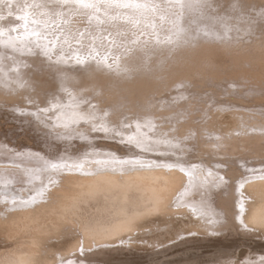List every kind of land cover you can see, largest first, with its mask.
I'll list each match as a JSON object with an SVG mask.
<instances>
[{
  "label": "bare ground",
  "instance_id": "1",
  "mask_svg": "<svg viewBox=\"0 0 264 264\" xmlns=\"http://www.w3.org/2000/svg\"><path fill=\"white\" fill-rule=\"evenodd\" d=\"M69 7L72 8L69 9ZM65 8L68 9L65 10ZM40 12L54 25V29L42 32L35 23H21L22 16L38 18L37 13ZM57 15L60 18L62 16L66 18L59 21L60 18ZM82 16L89 22L90 26H88L91 29L87 28V30L84 27L81 30H91L90 36L93 35L95 38L92 37L94 40L90 42L92 38L89 37V41L85 40V34L84 41L76 38L80 40L79 46H76L72 44L71 39L69 42L68 39L72 38L68 37L70 35L69 28L66 27L67 25L64 26L65 24L62 25V22L72 23V18L78 17L79 20ZM82 20L84 19L82 18ZM58 22L61 26L58 25ZM76 23L80 25L78 22ZM70 26L74 28L75 25ZM77 27L81 28V26ZM75 31L77 33L80 29L78 31L75 29ZM61 32L64 36L59 37ZM149 33L157 34L156 39L150 38ZM170 41H174L173 44L176 43L175 47H172L173 49L170 45L171 50L168 48L166 52H163L164 48L162 51H160L162 48L156 49L165 47ZM0 45L5 46L4 49L0 48L3 52L5 51L4 55L0 52V101L8 105L9 109L3 111H7L8 114L9 112L18 114L21 112L19 115L22 116V121L26 123V126H37L42 134L59 137L64 141L71 142L74 146L76 145L78 149L87 144L88 149L95 148L93 151H111L118 156L119 154L125 155L126 153H123L125 150L136 154L137 152L133 150L134 146L140 147L144 144L157 152L153 155L148 154L150 157L144 161V165L133 166L129 172L131 174L112 173L96 177L87 175L90 174L87 166L76 163L73 158L68 157L70 154L64 155V161L61 163L59 161V164L64 163V165L57 169L64 172L75 170L83 174L81 177H76L79 179L77 185L70 189H64V192L69 194L68 196L57 197L58 202L55 204L56 198L47 204L42 200L43 197L38 201V197L35 196L36 191L39 190L40 185L44 186L47 181H50L47 180L46 175H42L43 179L37 180L38 178L35 177V180H32L37 182L33 186L35 190L30 195V202L6 206L9 211L7 216L10 219L0 220V227L9 223L6 226L10 239H16L15 237L26 234L24 238L28 236L30 237L29 241H32L31 243L25 241L24 246V243L20 241L22 244L19 245V248L27 246L25 247L27 249L23 252V249H17L23 253L21 255L12 252L14 254L9 257V264H67L64 262L67 259L66 256H60V260H54V262L52 260L50 263L47 259L41 258L40 251H44V249L41 250V241L45 235L43 231H46L43 226L50 223L49 219L58 209H64V213L69 215L71 213L70 216H72L75 211L74 203L79 197L93 198L101 190L106 193L112 192V190L117 191L115 194L111 193L113 194L111 199L117 203V210H115L119 215L116 219L118 221L115 224L113 222L109 227L107 224L106 227L98 224L86 226L83 231L85 240H82L83 244L81 243L83 249L98 244L110 245L123 241L124 238H119V235L126 231L134 233V230L141 229L139 226L141 224H136L135 220L131 221L133 219L131 215L135 214L138 207L141 208L138 209L139 212L143 210L142 212L148 216L168 210L175 214L186 215L189 218V223L186 228L182 229V233L186 234L185 240L180 242L183 244L189 241L207 244L219 243L220 241L217 239L200 238L194 235L190 239L187 235L190 233L216 234L226 230L227 227L224 226V223L231 218V208L236 211L235 218L241 220L250 229L253 226L264 227V199L251 202L254 196L261 197L264 194V142H262L264 141V121L248 120L250 118L241 113V115L238 114L236 126L222 127L221 122L218 124L211 121L202 123L198 116L193 119L201 122L196 127L198 134L194 136V132L197 130L188 131L189 136L193 135L194 141L190 146H187L183 145V142L178 138L170 136L168 127L164 130L163 126L154 121V114H152L157 111L160 118L159 111L168 108L167 112H172V115H165L167 122L173 124L180 122L185 128H191L190 121L179 119L178 114H185L188 111V114L193 116L194 113L189 107L171 110L172 99L166 95L167 92L176 91L175 99L180 100L181 97L190 96L193 91L204 88L206 81L197 82L193 86V90H188V88L174 90V88L183 87L188 83L192 84L196 78H187L201 75L208 66L217 67L222 59L221 55L224 57V54H227V58L229 57L231 61L238 55L240 59L248 56L253 57V60L254 58L255 60L264 58V0H0ZM23 47H25L24 52L20 53L18 49H23ZM15 49L17 50L14 51ZM253 49L254 51H252ZM176 50L179 52L177 53ZM152 57L158 59L159 66L157 63L152 64L150 72H146V69L140 72L139 67L136 69L139 64L136 61L147 62ZM237 64L235 63V65ZM67 65L80 67L78 69L84 68V72L77 71L76 73L72 68L67 70L65 68ZM127 65L131 70L126 76L122 74V71L117 73L118 66L122 68ZM57 74L70 75L72 78L69 79H76L80 83L79 91L85 92L82 96L84 101L87 100L85 103H83L84 101L82 104L80 103L82 107L72 108L69 106L73 102L70 100L73 99V95L72 97L70 95V99H68L66 93L77 90L72 82L61 80L53 86V80ZM88 75L95 78L92 81L87 80ZM246 86H248L249 94L253 93L252 95H254L260 91L250 85ZM228 90L230 89L228 88ZM79 91L78 93H80ZM235 92L234 90V95ZM237 92L236 95L239 94V91ZM226 93L225 96L229 98L230 95L227 96L229 93L227 91ZM230 99L229 103L231 104L230 101L233 100ZM182 104L180 103V107ZM238 104L243 105V103ZM17 106L21 108L17 109ZM31 109H33L32 114L25 112V110L30 111ZM110 113L114 114L109 115ZM139 114L146 116H139ZM125 119H129L131 122L126 124L124 123ZM155 124L158 125L157 131H155ZM209 124L211 126L207 128ZM42 125H45L46 128L44 129ZM254 126H256L255 129ZM96 129L108 131V134L98 133ZM163 130L164 136L160 138ZM202 135H206L208 139ZM103 136L117 137L122 142L129 139L125 144L117 142L118 145L96 141V138H103ZM68 137L87 139L91 143L69 141L66 140ZM235 139L238 144L233 143ZM8 142L4 146H11ZM20 153L22 151H19V156ZM247 153L249 155H246ZM186 154L189 155L188 158L184 156ZM155 155L160 156L161 159H157ZM22 158L26 159L24 156ZM49 161L40 158L34 164L20 163L25 165L23 167L25 170H31V168H38L40 164ZM23 168L16 169L19 177L16 179L17 181L23 178L21 177ZM48 169L46 172L49 171ZM11 170L3 171L9 174L15 173V170ZM42 170L40 172H43ZM104 178H109V180L102 182ZM85 180L102 184L101 189L98 190V187L95 190L82 188ZM20 188L22 192L30 193L31 187L28 185L27 187L20 186ZM133 189L140 192L136 191L137 195H135L138 198L135 201L128 196L129 191H133ZM181 190L182 192H180ZM9 194L18 195L12 191ZM173 200L176 202L171 204ZM168 204L171 207L166 208ZM129 208L133 209V212ZM3 210V207L0 208V211ZM128 218L131 220L128 221ZM126 219L127 222L124 221ZM51 221L53 220L51 219ZM236 223L235 225H237ZM255 229L244 233L249 237L263 235V232H253ZM111 235L113 237L116 235L119 239L110 242L107 236ZM33 236H35V240H33ZM21 237L23 238V236ZM224 237L226 238V235ZM149 239L151 240V238ZM149 239L134 237V240H131L144 247L147 245L158 246L169 242L165 238L158 241ZM174 239L173 237L172 240ZM89 240L94 243H88ZM131 240L127 238L128 242L124 244L129 243L130 245ZM235 244L237 241L225 243L221 247L231 248ZM78 246L76 249L79 248ZM118 248L122 249L119 246ZM164 252L166 251L150 256L164 255ZM214 252L229 256L227 260L233 258L232 251L225 248L215 249ZM199 253H202V250L200 252L199 249L197 254ZM140 257H144V255ZM200 261L203 260L200 259Z\"/></svg>",
  "mask_w": 264,
  "mask_h": 264
},
{
  "label": "rangeland",
  "instance_id": "2",
  "mask_svg": "<svg viewBox=\"0 0 264 264\" xmlns=\"http://www.w3.org/2000/svg\"><path fill=\"white\" fill-rule=\"evenodd\" d=\"M71 8L72 7H69V9H71ZM66 9H68V8H65V10ZM37 14L39 15V16H37L38 18L30 17V16H22L20 19L21 23H23V24L35 23L38 27H40V30L42 32L45 30L49 31L51 28L54 29V25L49 22L48 18L46 19V16H44L41 12L37 13ZM58 17L60 18V16H58ZM63 18H64V16H62L59 19V21ZM80 18H79V20H78V17L72 18L73 22L72 23L69 22L70 24L68 22L66 23L65 21L62 22V25L65 24L64 26L67 25L66 27L69 28V34L70 35H68V37L69 36L72 37V38H69V39L67 38V39L69 40V42L71 39L72 44H75L76 46H79L78 44H80L79 43L80 40L84 41L83 38H84L85 34H86L85 40L87 39L89 41L92 37H94L93 35L90 36L91 32H92L91 30L87 31L90 28L89 22L86 21L83 16H82V18L84 20H82V18H81V21H80ZM69 21H71V19H69ZM74 21L78 22V24H80V25H77V23ZM84 21H85V23H84ZM58 25L61 26L60 22H58ZM70 25H75V26H73L74 28H72ZM77 26H81V28L80 27L78 28ZM84 27H86L85 29L88 28L86 30L87 32L84 31L85 29L81 30ZM71 29H73V30H71ZM75 29L77 31H78V29H80V31L76 33V31L74 32ZM61 33L59 34L60 35L59 37H61V35H63V33L62 34ZM148 35H151V34L149 33ZM156 35L157 34L152 33L150 38L153 37L152 39H154V38L156 39ZM89 37H90V39H89ZM74 38H75V40H73ZM76 38H78L80 40H78ZM92 40H94V39L92 38L90 40V42ZM172 42L174 43V41H172ZM172 42L170 41L167 45H165V47H159V48L157 47L156 49L159 50L160 48H162V49H160V51H162L164 48L163 52L164 51L166 52L168 50V48L171 50V48L172 47L174 48L175 47L174 45L176 44V43L173 44ZM169 45L171 48L169 47ZM0 48L4 49L5 46L2 47V45H0ZM24 49H25V47H23V49H18V50L20 51V53H22V52H24ZM16 50L17 49H15L14 51H16ZM252 51H254V49ZM0 52L2 55H4V53H5V51L3 52V50H0ZM176 52L178 53L179 51L176 50ZM154 57H156V56H154ZM154 57L150 58L149 61H147V62L136 61L137 63H139V64H137L138 66L136 67V69H138V67H139L140 72L142 70H145V69H146V72L152 71L151 65L157 63V61H158V59H155ZM221 57H222V59L220 60V63L218 64L217 67L208 66L207 69L201 75H197V76L192 77V78H187V79L196 78L192 82V84L188 83V84L184 85L183 87L174 88V90H178V89L180 90L181 88H188V90H193V86L197 82L199 83V82L206 81L208 84L205 83L206 85L204 86V88H201V90H198L195 92L193 91V93L190 94V96L189 95L183 96V97H181L182 99L180 98V100L175 99L177 97L176 91H169L166 93V95L170 96V98L172 99L171 100V104H172L171 110H180V108L189 107L190 110L192 111V113H194L193 116H190L188 114V111H186L185 114H180V113L178 114L179 119L182 118L184 121H187V120L190 121L191 128H185L180 122L174 123V124L171 122H167L165 120V115H172V112H170V113L167 112L168 108L165 110L159 111V114L161 116L160 118L157 115V111L152 113V114H154V116H153L154 121L159 123L161 126H163L164 130H166L168 127V134L172 137L178 138L179 141L183 142V145L190 146L191 142L194 141L193 135L189 136L188 131L191 130L194 132L195 130H197V128H196L197 124H199L201 122L200 121H194L193 119L198 118V116L202 120V123L207 122V121H211L212 123L218 124L221 122L220 125L222 124V127L236 126L238 124V116H239L238 114L241 115V113L243 114V116L250 118L248 120H262V121H264V58H262V60L261 59L259 60V58H256V60H255V58H254V60H253V57L248 56L245 58L242 57L240 59L239 55H238L235 57V59H233V61H231V59H229V57L227 58V54H224V57H226L225 59H224L223 55H221ZM249 57H250V59H248ZM236 59L237 60L239 59V61L237 62ZM149 62H150V64H149ZM42 63L44 64V62H42ZM144 63L145 64L147 63L149 66L145 65ZM235 63L236 64L238 63V64L235 65ZM232 64H233V66H232ZM157 65H158V63H157ZM65 68L67 70H69V68L70 69L72 68L76 73H77V71H81V72L83 71L84 72V70H83L84 68L78 69V68H80L78 66L74 67L71 65H67V67H65ZM245 69H247V70H245ZM129 70H131V69L128 68V65L126 67H122V68H121V66H118L117 73L122 71L123 72L122 74H124V76H126V74L129 73ZM48 71H49V69L47 70V72ZM124 71H126V72H124ZM58 75L59 74H57L53 80L54 81L53 86L61 80H65V81H68L70 83L72 82L75 85V88L77 90H73L72 92L70 91V93H66V96L68 97V99H70V95H71V97L73 95V99H70L71 102L72 101L73 102H72V104L70 103L69 106H71L72 108L82 107L80 105V103L82 104V102L85 100L84 97L82 96V95H84L85 92L79 91L80 90L79 89L80 83L78 81H76V79H73L74 81L72 79H69V78H72L70 75L69 76L68 75L67 76L66 75H64V76L59 75L58 76ZM71 75H73V74H71ZM94 78H93V76L90 77V75H88L87 80L92 81V79H94ZM242 79H243V81H242ZM221 81L223 82V84ZM246 85H250L253 88H258L260 91L255 93L254 95H252L253 93L249 94L250 92L247 88L248 86H246ZM228 86H230V87H228ZM228 88L231 90V93H230V90H228ZM232 89H233V94H232ZM53 90H54V87H53ZM99 90H102V89H99ZM206 90H209V91L207 92ZM234 90L236 91L235 95H234ZM78 91L80 93H78ZM226 91L229 93L227 96L230 95L229 98H227L225 96L227 94ZM237 91H239L238 95H236V93H238ZM242 91H244V92L242 93ZM79 94L81 95L80 96L81 98L79 97ZM205 96H207V97H205ZM237 96L239 98L242 96H244V97L239 99ZM85 97H87V96H85ZM231 97H233V98H231ZM184 98H185V100H184ZM230 98L233 100V101H230L231 104L229 103ZM75 99H76V101H75ZM221 99L223 100V102H221L222 101ZM209 100H210V102H209ZM85 102H87V100L84 101L83 103H85ZM67 103L69 104V101H67ZM180 103H183L181 107H180ZM238 103H243V105L238 104ZM75 104H78V105H75ZM16 108L19 109L21 107L17 106ZM219 108H220V110H219ZM221 108H222V110H221ZM3 110H9L8 105H5V104L1 103V101H0V146L2 147L0 149V208L3 207V209H4L3 211H0V220L1 221L10 219L7 216L9 211L6 208V206H8L10 204L12 205L14 203H18L19 205H21L22 203L30 202V195L35 190V189H33V186L37 182V181L36 182L32 181V180H35V177H36V179L38 178L37 180H40V179H43V177H44L42 175H46L47 180H50V181H47L44 186L40 185V187H39L40 191L39 190L36 191L35 196L38 197L37 198L38 201H39V198L43 197L44 199H42V200L44 201L45 204H47L53 198H56V200L54 201V204H55L58 202L57 197L62 196V195H64V196L69 195L66 192H64V189H66V188L70 189L72 186L77 185L79 179L76 177H81V176H83V174H81L75 170H70V171L64 172L62 170L57 169L59 166L62 167L64 165V163L59 164V161H60V163H61V161H64V159H65L64 155L70 154V156H68V157L73 158V160L76 163L83 164L85 167L87 166V169L90 173L87 175L92 176V177H94V176L96 177V176H101L104 174H112V173H115V174H118V173L131 174L129 172H131V169L133 168V166L138 167L140 165H144L145 164L144 161L148 160L147 158L150 157V155H148V154L153 155V154L157 153L155 150L149 149L150 146L144 145V144L141 145L140 147L134 146L133 150L135 152H137L136 154L133 152H127V150H125V152L123 151V153H126L125 155L119 154L118 156H117V154H115L111 151H93V149H95V148L91 147L90 149H88L89 146L87 144L85 146L86 148L81 147V149H78L76 147V145L74 146L71 142L64 141L61 138L55 137L51 134H42L41 130H39L37 126H34V127L32 125L26 126V123L22 121V116L19 115L21 112H19V114L17 112H12V113L9 112V114H8L7 111H3ZM25 112L32 114L33 109H31L30 111L25 110ZM113 114L114 113H110L109 115H113ZM141 115L144 117L146 116L144 114H139V116H141ZM225 116L226 117L228 116V117L226 118ZM224 118H225V120H227V119H229V120L225 121ZM114 119H115V117H114ZM214 120H215V122H214ZM130 122L131 121L129 119H125V121H124V123H126V124H129ZM229 123L232 126H230ZM254 125L257 126V124H254ZM42 126L44 127V129L46 128L45 125H42ZM210 126H211V124H209L207 126V128H209ZM256 126H254V129L256 128ZM126 127H128V126L126 125ZM157 128H158V125L155 124V131H157ZM96 130H97L96 132H98V133H102L104 135L108 134V131H105L103 129H100V130L96 129ZM164 130L162 131V135L160 138H163ZM185 131H186V133H185ZM196 134H198V130L194 132V136ZM109 135H112V134H109ZM115 135L117 136V134H115ZM202 136H204L206 139H208V137L206 135H202ZM197 137H198V135H197ZM66 140L75 141L77 143H86V142L91 143L87 139L81 140V139H76L74 137H68V138H66ZM127 140L122 142L117 137H109V136H103V138H96L97 142L117 144V145L120 142L125 144V142L127 143ZM6 142L11 144V146H4ZM237 142H238L237 139H235L233 141L234 144H238ZM262 142H264V141H262ZM15 145H16V147H15ZM66 148H68V149H66ZM19 151H22V153H20L21 154L20 156H19ZM139 151H141V152H139ZM246 155H249V153H247ZM23 156L26 157V159H23L22 158ZM155 156L157 159H161L160 156H158V155H155ZM184 156L188 158L189 155L186 154ZM40 158L47 159L50 161L40 164V166L38 168L36 167L35 169L31 168V170L30 169L25 170L23 168V167H25V165L23 163L34 164ZM20 162H23V163H20ZM17 166H18V168H17ZM21 167L23 168L22 174H21V177H23V178L20 179V181H17L16 179L19 178L17 170H21V169H19ZM55 168H56V171H54ZM238 168L242 169L240 167H238ZM11 169L15 170V173L14 172H13V174L6 173ZM39 169L42 170L44 173L40 172ZM46 169H48L49 171H50V169H52L53 171L51 170L50 171L51 173L49 171H47L48 172L47 173ZM3 170H5L6 172ZM23 172H24V174H23ZM28 177H30V178L28 179ZM25 178H26V180H25ZM108 180H109V178H104L102 182H107ZM22 181L26 182L27 184H24ZM121 181H122V179H121ZM12 184H14V185H12ZM27 185L29 187H31V189H29L30 193H28V191L22 192L20 186H24V187L26 186L27 187ZM80 186H81V184H80ZM101 186H102V184L100 185V183L88 181V180H85L84 183L82 184V188L84 187V188H87L89 190H91V189L95 190L96 187H98V190H100ZM25 190H28V189H25ZM10 191L17 193L18 195L9 194ZM136 191H137V193H140L138 190H135V189H133V191H131V190L129 191L130 195L128 193L129 198H131L132 200L134 199L133 201L137 200V198H138V197L136 198V195H137ZM116 192H117L116 190H114V191L112 190V192L109 191L108 193H110V194H108V193H106V191L101 190V192L98 193L99 195L97 194L96 196H93V198L92 197H82V198L79 197V199L74 203L75 204V211L73 212L74 215L72 213V216H70L71 213H70V215L68 213H64V209L56 210V212L52 216V218L49 219L50 223L49 224L47 223L45 225V227L43 226V228H45L46 231L45 232L43 231V233H45V235L41 241V250L44 249V251H40L42 253L41 254L42 256L40 255L41 258H43L45 260L47 259L49 261L48 263H50V261H52V260H53V262H54V260H60V256H66L67 259H65L64 262H67V264H264V227L261 226L258 228V227L253 226L250 229L249 227L244 225V223L241 222V220H238L237 218H235L236 217V215H235L236 211L233 210V208L230 209L231 210L230 220H228V222L224 223V226L227 227V229L220 232L221 234L216 233L217 234L216 235V234L209 233V234L198 235V233H190L189 235H187V237H190V239H192L193 235L198 236L200 238L215 239V240L217 239L220 242L216 243V244L215 243L207 244V243H203V242H199V241H192V242L189 241L188 243L186 242L185 244L180 243L183 240H185V238H186V234L182 233V229L186 228L187 223H189V218L186 215L175 214L171 210H168V211H160L161 213L158 212V214L155 213V214L148 216V214H144V212H142L143 210L139 212L138 209H141V208L138 207V209L135 208L136 210H135L134 215H136V216H134L132 214L131 218L133 217V219L131 220V218H128V221L131 220L133 222L135 220L136 224H138V225L141 224V225H139L141 227V229H137L139 231L134 230V233H131V231L130 232L126 231L123 233L124 236H123V234L119 235V238H122V237L124 238L123 241L121 240L122 244H120L121 241H118V242H116L114 244H110V245L105 244L106 246L98 244L97 246L90 247L88 249H86V247H84V249H83V247H82L83 245H81V243L83 244V241L85 240V234L83 231H84V228L86 226H88L89 224L90 225L98 224V225L106 227V224H107L109 227V226H111L110 224H112L113 222H114L113 224H115V222L118 221V220H116L117 217L119 216L116 214L117 213L116 212L117 203L115 201H112L113 199H111V195L115 194ZM180 192H182V190ZM111 193H113V194H111ZM134 196L136 199L134 198ZM261 199H264V194L261 195V197L254 196L252 201L249 198V201H251L253 203V202H256V201L261 200ZM175 202L176 201L173 200L171 204H174ZM169 205L170 204H168L166 206V208L171 207V205L170 206ZM131 208H133V207H131ZM131 208H129V210L133 212L134 208L133 209H131ZM51 219L53 221H51ZM232 220H233V223H232ZM11 221H9V222L11 223ZM124 221L127 222V219ZM183 222H184V224H183ZM235 223L237 225H235ZM6 225H9V223L0 227V259H1L0 264H4V263L9 264L8 263L9 257L13 256V254H14V253L12 254V252H15L16 255L23 254V253H20V250L23 249L22 252L24 250L26 251L27 248L25 249V247H27V246H25L24 248H19L20 244L24 243L23 244V246H24L26 242H28V243L32 242V241H29L30 237L27 236L26 238H24L26 234H24V235L21 234V236H23L24 239L20 235L18 237H15L16 239H14V238L10 239L9 234H8L9 230H8ZM158 225H159V227H158ZM240 225H243V226H240ZM49 227H50V229H49ZM43 228H41V229L43 230ZM156 228H157V230H156ZM159 228H161V229H159ZM219 228H218V230H219ZM253 228H256L253 232H263V235H261V236L257 235L258 237L257 236L249 237L248 235H246L244 233L247 231H252ZM127 232H128V234H127ZM173 234H175V235L177 234L179 236L182 235V236L177 238L176 237L177 235L175 236ZM125 235H126V237H125ZM168 235H171V236H168ZM225 235H226V238L224 237ZM34 237L35 236H33V240H35ZM107 237H108L107 238L108 241H110V242L119 239V238H117L118 236H116V235H114V237H113V235L107 236ZM110 237H112V238H110ZM134 237L139 238V239L151 238V240L149 239L150 241H154V240L158 241V240H163V238H165V239L169 240V242H167L165 244L158 245V246L157 245H154V246H151V245L148 246L147 245V247L145 246L146 247L145 248L143 245H139L137 243H134L132 241V240H134ZM173 237L175 238L174 240H172ZM127 238H128V240L132 239L130 245H129V243L124 244L125 242H128V241H126ZM31 239H32V237H31ZM90 239L92 240L93 238H90ZM105 239H106V237H105ZM190 239H188V240H190ZM244 239H246V240L249 239V240H248V242H246V240H244ZM91 240H89L88 243H94V241L92 242ZM221 240H222V242H221ZM229 240H230V242H229ZM20 241L22 243H20ZM233 241H237V244H235V246H232L231 248L225 247V246L221 247V245L223 246L225 243L227 244V243H231ZM132 242H133V244H132ZM187 244H189V245H187ZM77 246L79 247L78 249H76ZM113 246H115V247H113ZM118 246L122 247L123 251L121 248L119 249ZM197 246H198V249H196ZM212 246H214V248H212ZM110 248H112V249H110ZM220 248H225V249L231 250L232 254H233L231 256L233 258L230 257L231 260H227L229 256H227L225 254H220V253L216 254L214 252L215 249L219 250ZM17 249H20V250H17ZM107 249H109L108 252H107ZM199 249H200V252L202 250V253L197 254L199 252ZM69 251H71V252L68 253ZM163 251H166V252H164L165 253L164 255L159 254V255H154V257L150 256L152 254H156V253L163 252ZM196 251H198V252H196ZM17 253H19V254H17ZM60 253L64 254V255H61ZM203 253L207 254V255H204ZM4 254H5V256H4ZM191 254H192V256H191ZM69 255H70V257H68ZM143 255H144V257H140ZM148 256L151 258H149ZM200 259H202L203 261H200ZM207 261H208V263H207ZM63 264H66V263H63Z\"/></svg>",
  "mask_w": 264,
  "mask_h": 264
}]
</instances>
